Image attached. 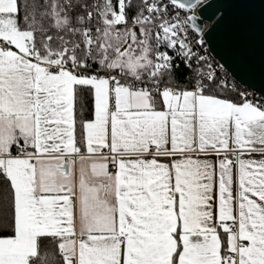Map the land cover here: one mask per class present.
Here are the masks:
<instances>
[{
	"label": "snow or ice",
	"instance_id": "1",
	"mask_svg": "<svg viewBox=\"0 0 264 264\" xmlns=\"http://www.w3.org/2000/svg\"><path fill=\"white\" fill-rule=\"evenodd\" d=\"M0 264H264V0H0Z\"/></svg>",
	"mask_w": 264,
	"mask_h": 264
},
{
	"label": "water",
	"instance_id": "2",
	"mask_svg": "<svg viewBox=\"0 0 264 264\" xmlns=\"http://www.w3.org/2000/svg\"><path fill=\"white\" fill-rule=\"evenodd\" d=\"M212 11H213V9H209L208 14L211 15Z\"/></svg>",
	"mask_w": 264,
	"mask_h": 264
}]
</instances>
